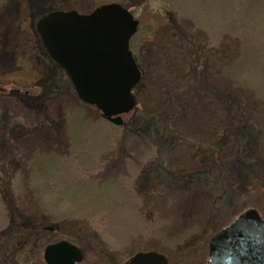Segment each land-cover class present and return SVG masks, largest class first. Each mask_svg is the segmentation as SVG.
<instances>
[{
  "label": "rangeland",
  "instance_id": "1",
  "mask_svg": "<svg viewBox=\"0 0 264 264\" xmlns=\"http://www.w3.org/2000/svg\"><path fill=\"white\" fill-rule=\"evenodd\" d=\"M108 2L138 21L127 125L76 94L35 26ZM0 84V264H45L57 239L76 264H205L223 225L264 220V0H0Z\"/></svg>",
  "mask_w": 264,
  "mask_h": 264
},
{
  "label": "water",
  "instance_id": "2",
  "mask_svg": "<svg viewBox=\"0 0 264 264\" xmlns=\"http://www.w3.org/2000/svg\"><path fill=\"white\" fill-rule=\"evenodd\" d=\"M137 25L117 2L102 3L88 13L52 10L35 23L45 51L66 72L77 95L115 124L136 104L132 88L141 70L129 39ZM82 258L80 248L64 239L46 244L42 252L46 264H75ZM121 264L173 263L161 253L137 251ZM205 264H264V220L256 209L244 210L209 238Z\"/></svg>",
  "mask_w": 264,
  "mask_h": 264
},
{
  "label": "trees",
  "instance_id": "3",
  "mask_svg": "<svg viewBox=\"0 0 264 264\" xmlns=\"http://www.w3.org/2000/svg\"><path fill=\"white\" fill-rule=\"evenodd\" d=\"M34 29H35V27H34ZM39 38V37H38ZM39 42H40V40H39ZM41 43V42H40ZM41 47H42V44H41ZM43 48V47H42ZM44 49V48H43ZM142 79V78H141ZM133 111V110H132ZM132 111H130V112H128V113H126L125 114V116H127V115H129L130 113H132ZM124 114H122L121 116H123ZM128 120H127V118L126 119H124L123 118V123L122 124H124V125H127L128 124ZM239 142H241L242 144L240 145L239 144V147H241V146H245V148L248 146V140H244V141H239ZM257 159V158H256ZM254 165V164H253ZM254 166H256V165H254ZM259 177H256L255 179L257 180ZM258 194L260 195V197L261 198H263L264 197V189L263 188H260L259 189V192H258ZM222 227H224V225L222 226ZM221 229V228H220ZM169 260V259H168ZM170 261V260H169ZM170 262H172V261H170ZM173 263V262H172Z\"/></svg>",
  "mask_w": 264,
  "mask_h": 264
}]
</instances>
